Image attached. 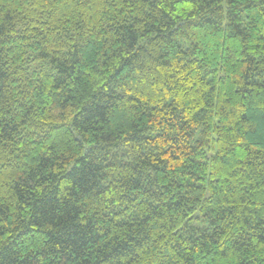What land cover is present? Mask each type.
Returning <instances> with one entry per match:
<instances>
[{
	"label": "trees",
	"instance_id": "16d2710c",
	"mask_svg": "<svg viewBox=\"0 0 264 264\" xmlns=\"http://www.w3.org/2000/svg\"><path fill=\"white\" fill-rule=\"evenodd\" d=\"M0 264H264V0H0Z\"/></svg>",
	"mask_w": 264,
	"mask_h": 264
}]
</instances>
